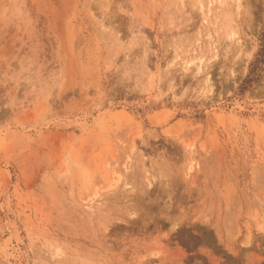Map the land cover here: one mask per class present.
Segmentation results:
<instances>
[{
    "label": "rangeland",
    "instance_id": "rangeland-1",
    "mask_svg": "<svg viewBox=\"0 0 264 264\" xmlns=\"http://www.w3.org/2000/svg\"><path fill=\"white\" fill-rule=\"evenodd\" d=\"M0 264H264V0H0Z\"/></svg>",
    "mask_w": 264,
    "mask_h": 264
}]
</instances>
